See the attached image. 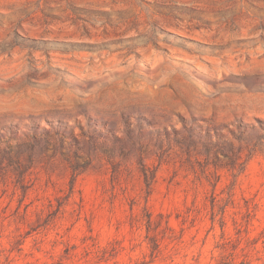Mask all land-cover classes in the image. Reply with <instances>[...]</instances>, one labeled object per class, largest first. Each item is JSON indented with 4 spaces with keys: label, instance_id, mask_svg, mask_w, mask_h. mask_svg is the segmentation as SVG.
<instances>
[{
    "label": "rangeland",
    "instance_id": "rangeland-1",
    "mask_svg": "<svg viewBox=\"0 0 264 264\" xmlns=\"http://www.w3.org/2000/svg\"><path fill=\"white\" fill-rule=\"evenodd\" d=\"M129 21L161 85L102 78L136 37L90 30ZM259 46L264 0H0V264H264V56H230Z\"/></svg>",
    "mask_w": 264,
    "mask_h": 264
},
{
    "label": "bare ground",
    "instance_id": "bare-ground-1",
    "mask_svg": "<svg viewBox=\"0 0 264 264\" xmlns=\"http://www.w3.org/2000/svg\"><path fill=\"white\" fill-rule=\"evenodd\" d=\"M85 31L82 29L75 28L73 30H70L68 34H81ZM128 33L132 34L135 36V41L127 42L124 43L122 42L121 45L127 46V49H124L122 51H119L116 53V57L113 60L110 61H102V66L105 68L108 72L106 74L101 72L102 78H104L105 82L107 83H120L122 89L124 90H131L133 86H139V84H146L142 81L141 78H137L136 75L142 74L143 77L150 79V80H158V83L161 85L164 81L167 80V77L164 75L165 72L171 71V66L169 65H164L163 62L156 63L157 61H162L163 56L157 54L155 58L157 59L155 63L152 64V68L150 71H145L144 69V64L148 63V61L151 60L152 54L154 53V50L151 48V43L154 42L153 36L155 34V28L153 26H146L144 24H136L131 21L127 22L123 26H104L100 27L98 29H91L90 34L92 35L91 38L93 39H101L103 36H111L112 38L116 37H122V34ZM221 37L219 39L223 40L222 37H226L225 40H229L231 36H242L244 38H252L251 32L249 29L245 28H240L237 27L235 24V21L233 20V17H228V25H226L224 28L221 29L220 31ZM259 36H255L257 38ZM237 38H235L236 40ZM259 42V40H254L250 42V44H244V45H249V46H255V44ZM135 46H139L140 55L138 59L134 55H131L127 57V54L134 50L133 48ZM108 54V52H103L102 55H100L101 58H105ZM98 54L96 53H90L86 54L84 59L86 61H89L93 64V66L96 65L97 61H100V59H96ZM171 56V55H169ZM232 58H240V59H247L248 57H252L254 59H258L262 56H264V49L259 46L253 49H238L236 53H233L232 55L230 54ZM126 60L127 65L126 66H121V64ZM53 63L61 65V66H66L64 61L60 59H53ZM143 62V64L141 63ZM88 64V63H87ZM68 66V65H67ZM66 66V67H67ZM161 68L167 69L165 71L161 70ZM80 78H88L90 75H86L83 72L77 71ZM113 73H119L122 78H114L112 77ZM23 77H20L19 81L22 82ZM135 81H138V83H134ZM147 82V81H146ZM147 84H149L147 82ZM159 88V85L156 86ZM45 92H51V90H46V91H39L35 92L34 96L38 98V101H35L34 103H31V107L33 109H43L46 108L47 106L50 105H57L60 104L57 102V97L52 96V95H47L46 99L44 97H39L42 96L41 93ZM30 95V93H29ZM28 99V97H26ZM93 97L90 96L89 99H92Z\"/></svg>",
    "mask_w": 264,
    "mask_h": 264
}]
</instances>
